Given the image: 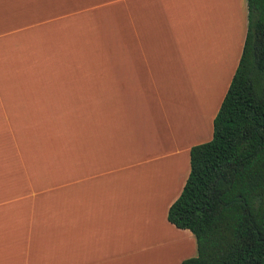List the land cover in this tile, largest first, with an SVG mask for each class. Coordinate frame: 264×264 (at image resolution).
<instances>
[{"label":"crops","instance_id":"crops-1","mask_svg":"<svg viewBox=\"0 0 264 264\" xmlns=\"http://www.w3.org/2000/svg\"><path fill=\"white\" fill-rule=\"evenodd\" d=\"M8 13L0 264L196 256L194 234L167 213L189 175L191 147L213 136L242 53L247 0H0V19ZM201 77L205 95L180 90L184 78Z\"/></svg>","mask_w":264,"mask_h":264},{"label":"trees","instance_id":"trees-1","mask_svg":"<svg viewBox=\"0 0 264 264\" xmlns=\"http://www.w3.org/2000/svg\"><path fill=\"white\" fill-rule=\"evenodd\" d=\"M239 63L213 120L190 149V172L167 219L190 230L181 264H264V0H247Z\"/></svg>","mask_w":264,"mask_h":264},{"label":"rangeland","instance_id":"rangeland-1","mask_svg":"<svg viewBox=\"0 0 264 264\" xmlns=\"http://www.w3.org/2000/svg\"><path fill=\"white\" fill-rule=\"evenodd\" d=\"M13 20L14 19L12 18V15L11 14L8 13L7 17L5 15H3L2 18L0 19V28L2 29V28H9V27H11ZM39 20H44V19H39ZM3 22H4V25H1V24H3ZM92 33L94 34V41L98 42L100 40V35L98 33H94V32H92ZM98 65H99L98 70H100L102 73H104L105 75H107V68L104 69V65H107V58L101 57V59L98 61ZM50 70L54 74L57 72L56 69H55V67H52L51 65H50ZM184 79H185V81H183L181 83L182 85L180 87V90H183V89L184 90H187L188 91V94H190V93L191 94H194L196 97H201V96H203V95L206 94V88L207 87H206V85H205V83L203 81L204 80L203 77H201L198 80V81H201L200 83H196V82H194V81H192L190 79H187V78H184ZM104 85H106V84L103 83V86ZM176 85H178V84L176 83ZM176 89H179V87L176 86ZM180 90L178 91V93H180ZM173 93H174V90H173ZM7 102H8V104H6V103L3 104L4 107L9 108V109H13V107L10 106L8 99H7ZM20 108H24V107L21 106ZM14 110H15V113L20 112V113H18V116L23 117V118L26 117L22 113V111H24V109H21V111H18L16 109H14ZM29 124H31V122H29Z\"/></svg>","mask_w":264,"mask_h":264}]
</instances>
